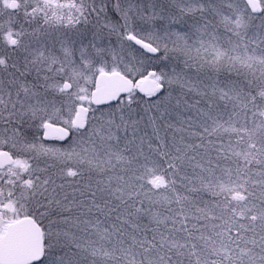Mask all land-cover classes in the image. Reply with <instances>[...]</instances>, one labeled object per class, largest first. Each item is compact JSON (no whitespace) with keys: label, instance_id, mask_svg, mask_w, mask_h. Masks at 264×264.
Wrapping results in <instances>:
<instances>
[{"label":"snow or ice","instance_id":"1","mask_svg":"<svg viewBox=\"0 0 264 264\" xmlns=\"http://www.w3.org/2000/svg\"><path fill=\"white\" fill-rule=\"evenodd\" d=\"M0 264H264V0H0Z\"/></svg>","mask_w":264,"mask_h":264}]
</instances>
